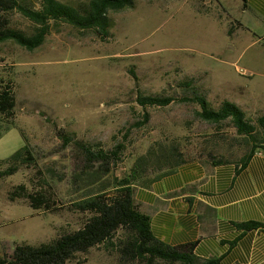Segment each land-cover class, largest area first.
Returning <instances> with one entry per match:
<instances>
[{"label": "rangeland", "instance_id": "374dc122", "mask_svg": "<svg viewBox=\"0 0 264 264\" xmlns=\"http://www.w3.org/2000/svg\"><path fill=\"white\" fill-rule=\"evenodd\" d=\"M61 1L80 5L88 0ZM224 7L208 0H135L133 8L110 12L112 27L105 38L57 22L34 51L12 40L0 43V81H12L17 97L15 126L0 137V161L26 142L37 159L35 169L0 177V256L8 258L19 244L50 242L83 222L67 206L75 160L58 130L106 147L130 131L118 174L158 143L174 145L188 161L202 163L210 162V154L236 162L249 151L231 122L217 127L199 119L196 104L149 108L150 121L135 125L144 113L138 94H170L186 77L195 79L214 107L225 98L241 101L239 89L264 107V25L246 22L235 3ZM7 19L11 27L35 32L36 26L17 11ZM237 20L246 23L245 29ZM48 182L57 193L55 211H37L24 199L9 200L15 186L48 190ZM66 264L121 262L117 252L99 246Z\"/></svg>", "mask_w": 264, "mask_h": 264}, {"label": "trees", "instance_id": "16d2710c", "mask_svg": "<svg viewBox=\"0 0 264 264\" xmlns=\"http://www.w3.org/2000/svg\"><path fill=\"white\" fill-rule=\"evenodd\" d=\"M135 0H88L75 5L61 0H0V43L15 41L29 51L39 48L51 31V24L67 23L79 30L95 31L105 38L112 27L111 11L133 8ZM13 11L30 20L34 33L11 27L7 15ZM170 94H138L136 102L144 110L143 119L136 123L143 126L150 121L149 108H165L172 103L196 104L199 119L221 127L231 122L236 133L250 146L249 151L234 162L245 167L256 152L264 153V113L249 115L236 103L222 99L214 107L195 84L186 77L176 84ZM17 97L13 82L0 81V137L15 126ZM130 131L116 138L111 147L101 142H88L76 138L64 130L57 136L63 146L71 147L75 164L69 178L67 206L83 217L81 226L50 242L38 245L19 244L11 256H0V264H66L79 253L106 246L119 254L121 264H219L216 258L203 259L194 253L195 243L169 246L153 234L151 218L143 213L135 199L138 187H149L155 181L173 173L180 165L190 162L176 146H152L144 155L137 157L132 165L118 174L116 167L124 163L128 151ZM192 161V160H191ZM210 161L219 164L232 162L223 156L210 154ZM158 165V172L153 169ZM37 166V159L26 142L8 159L0 161L2 176H12L20 169ZM162 168V169H161ZM48 182L46 187L29 188L20 184L12 188L8 197L11 202L24 199L33 209L55 211L53 207L56 190ZM65 197V198H66ZM258 223L240 224L245 229L258 227Z\"/></svg>", "mask_w": 264, "mask_h": 264}, {"label": "crops", "instance_id": "0c3cea01", "mask_svg": "<svg viewBox=\"0 0 264 264\" xmlns=\"http://www.w3.org/2000/svg\"><path fill=\"white\" fill-rule=\"evenodd\" d=\"M208 1L223 9L235 3L246 22L264 25V0ZM237 21L245 29L246 23ZM238 93L241 101L232 102L246 112L264 110L241 89ZM135 199L159 241L195 243L198 257L216 258L219 264H264V153L256 152L243 168L234 162L184 163L151 186L138 187ZM249 222L259 225L240 226Z\"/></svg>", "mask_w": 264, "mask_h": 264}, {"label": "built area", "instance_id": "2783aa9c", "mask_svg": "<svg viewBox=\"0 0 264 264\" xmlns=\"http://www.w3.org/2000/svg\"><path fill=\"white\" fill-rule=\"evenodd\" d=\"M259 153H261V154H262V152H259Z\"/></svg>", "mask_w": 264, "mask_h": 264}]
</instances>
